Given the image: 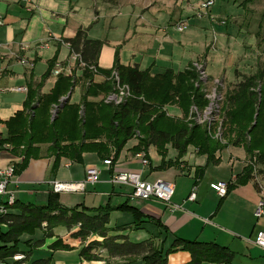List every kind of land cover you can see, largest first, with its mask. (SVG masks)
I'll use <instances>...</instances> for the list:
<instances>
[{
    "label": "crops",
    "instance_id": "obj_1",
    "mask_svg": "<svg viewBox=\"0 0 264 264\" xmlns=\"http://www.w3.org/2000/svg\"><path fill=\"white\" fill-rule=\"evenodd\" d=\"M92 1L83 15L80 0H33L30 11L21 0H0L1 135L4 136L5 130L3 121L23 109L28 85L42 81V73L35 71L38 63H49L55 59V64L59 63L63 68L70 67L76 76L81 74V67L75 65L70 57L68 44L57 40L73 37L81 27L86 30L87 38L104 41L96 63L102 69H109L117 62L130 66L138 64L140 70L148 69L151 74H156L168 68L181 71L193 60L200 59V52L194 53L188 48V41L192 36L184 40L172 24L187 17L193 0H115L114 3ZM199 6L197 3V9ZM211 7L207 11H211ZM207 11H202L207 19L202 16L189 20H196L193 28L197 29L200 36L198 48L203 46L204 30L201 25L208 22L210 16H214L211 13L208 16ZM49 36L52 37L47 47L36 46L39 40H45ZM42 50L48 52V56L43 57ZM20 58L25 59L27 64H21ZM201 61L207 71V62L203 59ZM79 79L80 77L77 82ZM105 79L102 74L93 76L95 83H101ZM55 80L56 77L51 75L50 70L43 80L40 92H48ZM77 82L73 91H77L79 99ZM16 87H25L26 90H17ZM73 91L70 92V100ZM137 142L134 138L129 139L117 160L110 165L103 164V159L93 152H84L82 162L62 157L55 166L52 156L29 159L22 169L15 171L9 190L13 191L14 198L19 203L41 205L46 203L48 194L52 192L53 180L79 181L84 178L88 168H97V182L88 183L83 192L58 193L63 206L80 204L88 208L106 205L115 207L126 202L159 222V225L147 221L136 228L128 227L132 225L129 213L110 210L107 227L112 230L108 234H124L130 239L129 235L137 231L136 234L144 233V239L151 238L163 249L169 247L172 237L215 242L234 251V261L237 260L235 262L238 264H264V250L254 244L255 234L264 230V214L255 215L259 201H264V174L256 182L251 180L229 188L222 197L209 187L212 181L233 182L236 174L245 166V153L242 149L228 146L216 151L213 154L219 160L216 163L208 161L205 154L188 147L178 165L160 169L158 166L162 158L156 148L150 145L145 154L142 151L132 152L131 148ZM165 147L166 160H174L176 151L170 144ZM138 153L145 156L148 162L146 165L141 163ZM21 160L22 157L0 147V169L7 165L14 167ZM126 169L139 171L149 181L162 178L171 182L174 185L171 203L181 207L170 210L157 199L131 197L129 186H114L109 182L114 171ZM194 187L196 199L190 201L186 196ZM4 200L5 197L0 196V201ZM4 212L18 213L19 210L8 208ZM124 226L126 229L118 230ZM0 229L6 230V226L1 224ZM77 229V226L71 229L56 226L51 235H46L43 229H35L33 234H21L18 248L26 253L25 263L130 264L118 257H108L102 248L91 251L97 256L95 258L81 257V248L88 241L101 240V237L93 234L82 241L74 235ZM167 257L168 262L173 264L189 260L186 251H174Z\"/></svg>",
    "mask_w": 264,
    "mask_h": 264
},
{
    "label": "trees",
    "instance_id": "obj_2",
    "mask_svg": "<svg viewBox=\"0 0 264 264\" xmlns=\"http://www.w3.org/2000/svg\"><path fill=\"white\" fill-rule=\"evenodd\" d=\"M63 41L68 44L70 53L80 54L86 66L80 68L79 76L73 72L70 76L58 75L50 90L41 93L43 80L55 66V59L50 60L42 81L28 85L23 109L3 121L6 134H0V147L22 157L20 163L14 164V173L22 169L29 159L41 156H52L55 166L62 157L82 162L84 152H93L100 159L110 158L114 163L136 132L138 142L131 151L145 154L147 148L153 145L162 158L158 166L160 169L178 165L179 159L190 146L196 152L205 154L208 161H219L213 154L224 145L215 140L205 126L190 124L185 120L193 102L201 107L206 101L199 89L190 82L193 78L191 70L185 68L174 71L168 68L161 73L151 74L148 69L140 70L138 64L130 66L117 62L109 69H102L96 63L104 41L87 38L86 30L82 27L77 29L73 37ZM90 66L95 67V72L89 69ZM112 70L117 71L120 82L126 83L131 93L119 105L103 101V96L113 88ZM97 73L104 75L105 81L95 83L93 76ZM78 77L83 80L79 100H65L64 97L73 91ZM241 78L234 85V106L226 113L224 134L236 133L240 139L236 141L244 146L249 159L256 151L257 154L253 156L255 164L264 166V86L259 92L254 90L258 81L264 82V77L260 72L258 75H242ZM258 97L261 99L258 100ZM175 100L183 111L184 120L167 116L164 105ZM61 103L63 105L59 107ZM52 104L58 105L54 117L49 118L48 109ZM28 110H32V113L28 114ZM252 113L255 114L254 118ZM245 136H249V139L246 140ZM166 144L176 151L174 160H166ZM252 166L246 164L233 182L227 183V190L254 180ZM259 173L264 174V169L259 170ZM8 208L18 209L19 212L0 213V225L6 226V230L0 229V261L23 252L18 248L19 237L23 233L33 234L35 229H43L46 235H51L56 226L67 229L77 226L74 235L82 241L93 234L101 237V240L88 241L81 248L80 256L85 259L97 257L91 251L102 248L108 257L127 259L130 264H173L168 262L167 256L174 251H186L189 254V260L181 264H238L234 261V251L215 242L172 237L169 247L163 249L151 238L133 242L124 234H108L112 230L107 227L110 210L129 213L134 225L147 221L159 225L158 220L126 202L115 207L106 205L88 208L80 204L66 207L60 203L58 193L52 191L45 204L19 203L15 200L13 204L5 206V209ZM124 229L125 226L118 230Z\"/></svg>",
    "mask_w": 264,
    "mask_h": 264
},
{
    "label": "rangeland",
    "instance_id": "obj_3",
    "mask_svg": "<svg viewBox=\"0 0 264 264\" xmlns=\"http://www.w3.org/2000/svg\"><path fill=\"white\" fill-rule=\"evenodd\" d=\"M200 1L201 0H193L191 2L192 4L189 5L191 6V10L188 12L187 17L182 21H176L172 24L173 26L178 23L185 25V28L182 32L178 31L179 34L182 38H184V40H187L190 36H192V38L188 41V48L190 50L192 49L194 53L200 52V56H198V58L200 59H196L197 61L193 60L186 68L193 72V78H191L190 80L192 86L199 89L200 84L197 85V72L196 68L193 66V62L203 64L201 59L207 62L208 72H206L208 73V75L211 78L219 79L222 83L220 87H218V92L221 95L218 119L215 124L209 127V129L206 127L208 133L221 145H224V147H221L220 150L228 146H234L244 151L245 165H253L252 167L254 168V180L256 182V180H258V178H262L263 175L259 173V170L264 169V166L255 164L253 156L257 154L256 151H254L252 159H249L244 146L241 143H237L236 140L240 139L237 137L236 133H232L230 135L224 134L223 122L226 119L227 111L231 110V108L234 106V99H232V95L234 94L235 90L234 85H236V83H238L242 79V75L252 76L258 75L261 72L262 76L264 77V0H215L214 5L211 7L212 10H205L207 11V15L211 13L214 16L208 15L210 16L208 22H205L204 25H201V28L204 30L203 46L202 48H198V41L200 42V36H198L197 34V29L193 28L195 26L194 23L196 20H193L191 22H189V20L195 17L202 16L203 19L208 18L204 16L199 8L197 9L196 7V4L200 3ZM92 2V0H80V5L82 6L81 13L83 15L86 12L85 8L91 6ZM111 2L114 3L115 0ZM190 42H193V44H190ZM23 47H26V45ZM43 52V57L48 56V52ZM53 55L54 53L51 55V57H53ZM47 65L48 63L46 61H41V63H38V65L36 66L35 71L42 73L41 76L43 77L48 69ZM174 67L176 68L177 66L175 65ZM82 84L83 80L79 79L77 85L79 87L80 93ZM263 84L264 82L260 83L258 81V83H256L254 87V90L259 92L260 88L264 86ZM260 99L261 98H259L258 100ZM73 100H79L76 90L73 91V94L71 96V101L75 102ZM57 105L58 104L50 105L48 109L49 118H53L56 114ZM164 108L166 110L167 116L184 120L183 111L178 106L176 100L175 102L166 103L164 105ZM27 113L31 114L32 110H28ZM187 116L185 117L186 121ZM254 117L255 114L253 115L252 113V118ZM262 121L264 122V116L262 118ZM218 129L219 136L216 137L215 134ZM137 133L138 132H136V136L132 138L138 141ZM5 134L6 128L4 130V135ZM245 139L248 140L249 136H245ZM228 140H230L229 143ZM234 141L235 143H233ZM190 147L195 150L194 147ZM42 148L45 149V146H42ZM131 226H134L136 228L142 226V224L134 225L132 223V225L130 224V226L128 227ZM136 232H132L129 235L132 241H139L145 238L144 233L136 234ZM122 260L125 261L124 263H128L127 259Z\"/></svg>",
    "mask_w": 264,
    "mask_h": 264
},
{
    "label": "built area",
    "instance_id": "obj_4",
    "mask_svg": "<svg viewBox=\"0 0 264 264\" xmlns=\"http://www.w3.org/2000/svg\"><path fill=\"white\" fill-rule=\"evenodd\" d=\"M26 4L28 11L32 9L33 0H21ZM215 0H201L199 3L200 11L208 10ZM2 23V17L0 15V24ZM177 31L182 32L185 28L183 24H176L174 26ZM52 36L45 38L37 43V47H47L48 41ZM60 43H65L62 39H57ZM72 60L77 63L79 67H85L86 64L82 62L80 54L76 52L70 53ZM21 64H27V61L23 58L19 59ZM51 69V75L57 77L58 75L64 73L71 75L72 71L70 67L63 68L59 63L54 64ZM193 66L196 68L197 74V85L200 84L199 90L202 93L203 98L206 100L203 106H198L194 102L190 105L188 110L187 121L192 124H199L209 127L218 119L219 115V104L221 95L218 92V87L222 84L219 79L211 78L205 70L204 64L198 62H193ZM93 72H95V67L90 66ZM111 78L113 80V88L107 94L103 96V101L106 103H111L113 105H119L123 103L130 95L129 86L126 83L120 82L118 73L116 70H112ZM17 90H26L25 87H16ZM215 136H219V129ZM141 157V163L146 165L147 159L143 154H137ZM103 164H112L110 158L103 159ZM97 168H88L85 172V176L79 181H59L53 180L51 182V190L55 193L61 192H83L88 183H95L98 180ZM14 167L13 165H7L6 167L0 169V196L5 197L4 201H0V213L4 212L6 205H11L14 203L15 198L12 190H9V185L13 183ZM111 184L126 186L131 189L130 196L142 200H156L163 203L170 210L173 208H180V205L172 204L171 197L174 190V185L162 178H158L154 181L146 180L142 177L141 173L137 170H117L114 171L109 179ZM209 187L216 192L220 197L224 196L227 191V182L224 181H212ZM188 200L192 201L196 199L195 187L192 188L188 196ZM264 214V201L260 200L256 208L255 215L260 216ZM254 244L259 248L264 250V230H260L255 234ZM26 255L23 252H17L9 260L0 261L1 264H26Z\"/></svg>",
    "mask_w": 264,
    "mask_h": 264
},
{
    "label": "water",
    "instance_id": "obj_5",
    "mask_svg": "<svg viewBox=\"0 0 264 264\" xmlns=\"http://www.w3.org/2000/svg\"><path fill=\"white\" fill-rule=\"evenodd\" d=\"M70 98V92L64 97L65 100L69 99ZM62 103L59 104V107H62Z\"/></svg>",
    "mask_w": 264,
    "mask_h": 264
}]
</instances>
